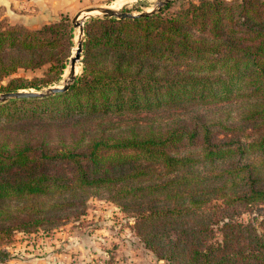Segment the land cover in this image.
Listing matches in <instances>:
<instances>
[{"label":"trees","instance_id":"16d2710c","mask_svg":"<svg viewBox=\"0 0 264 264\" xmlns=\"http://www.w3.org/2000/svg\"><path fill=\"white\" fill-rule=\"evenodd\" d=\"M185 3L89 17L67 89L0 102V231L53 226L100 193L169 264H264L240 218L264 202V0ZM70 45L66 17L0 28V92L56 79Z\"/></svg>","mask_w":264,"mask_h":264},{"label":"rangeland","instance_id":"374dc122","mask_svg":"<svg viewBox=\"0 0 264 264\" xmlns=\"http://www.w3.org/2000/svg\"><path fill=\"white\" fill-rule=\"evenodd\" d=\"M115 1L0 0V28L7 25L35 28L42 23L66 17L71 33L70 55L78 38L77 27L71 22L73 14L86 6L109 7ZM186 1L188 0H168L165 11H175L186 4ZM153 5L154 1L130 0L120 4L116 10L135 12L148 10ZM88 19L86 17L83 24ZM69 55L56 79L39 88L20 89L42 90L49 85L61 84L67 72ZM80 58L76 62L79 65L76 74L81 69ZM42 70L43 67L33 70L18 69L13 75L27 78L41 76ZM52 123L48 128L49 137L53 141L64 138L70 125ZM249 217H253L256 228L264 234V202L240 214L243 220ZM103 260H111V264H169L165 259L157 258L143 245L134 231L132 214L100 193L86 195L81 205L69 207L66 217L53 226L0 231V264H101Z\"/></svg>","mask_w":264,"mask_h":264},{"label":"water","instance_id":"95a60500","mask_svg":"<svg viewBox=\"0 0 264 264\" xmlns=\"http://www.w3.org/2000/svg\"><path fill=\"white\" fill-rule=\"evenodd\" d=\"M168 0H156L155 4L148 10L139 11H126V10H116L107 6H86L82 9L77 10L71 17V22L78 29V38L76 40L75 46L72 48V53L68 58V66L66 68L67 72L62 83L59 85H49L42 90H26V89H16L9 91L0 92V102L8 98H18V97H41L53 94L55 92H60L68 88L69 84L75 78L76 73L74 72V65L80 58L81 45L83 39V21L86 17L97 16V15H108L114 16L116 18L128 17L136 18L140 16H145L157 10L159 7L164 5ZM97 10L95 13L87 14V12ZM80 12H84L82 18L78 19Z\"/></svg>","mask_w":264,"mask_h":264},{"label":"bare ground","instance_id":"6f19581e","mask_svg":"<svg viewBox=\"0 0 264 264\" xmlns=\"http://www.w3.org/2000/svg\"><path fill=\"white\" fill-rule=\"evenodd\" d=\"M126 1L129 2L130 0H116L115 2H113V4L109 5V7L113 8V9L119 8L120 4H122V3L126 2ZM132 1H134V0H132ZM148 1H151V2L154 1V4L156 2V0H148ZM95 12H97V10L89 11V12H87V14H91V13H95ZM83 15H84V12H80V14L78 15L77 18H82ZM76 31H78V29ZM76 36L78 37L77 32H76ZM78 69H79V65L75 64L74 65V72L79 71Z\"/></svg>","mask_w":264,"mask_h":264}]
</instances>
